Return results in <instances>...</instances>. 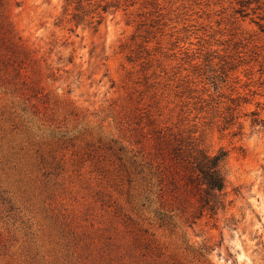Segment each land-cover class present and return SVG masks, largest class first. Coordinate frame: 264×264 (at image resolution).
<instances>
[{
  "label": "rangeland",
  "instance_id": "rangeland-1",
  "mask_svg": "<svg viewBox=\"0 0 264 264\" xmlns=\"http://www.w3.org/2000/svg\"><path fill=\"white\" fill-rule=\"evenodd\" d=\"M65 7L0 0V264H264V0ZM189 138L216 216L172 183Z\"/></svg>",
  "mask_w": 264,
  "mask_h": 264
},
{
  "label": "trees",
  "instance_id": "trees-1",
  "mask_svg": "<svg viewBox=\"0 0 264 264\" xmlns=\"http://www.w3.org/2000/svg\"><path fill=\"white\" fill-rule=\"evenodd\" d=\"M65 11L72 4L75 11L83 10L82 5L88 6L93 0H64ZM99 7V6H98ZM107 6L102 7L103 13ZM77 17L74 15V18ZM187 149L183 146L175 148L171 154L169 169L171 170L172 183L183 186L188 192H197L200 216L204 211L211 217L216 216L219 210L225 208L226 173L224 169L225 152L209 154L204 149L197 148L195 140L189 138Z\"/></svg>",
  "mask_w": 264,
  "mask_h": 264
}]
</instances>
